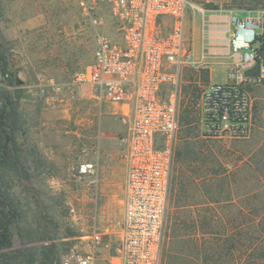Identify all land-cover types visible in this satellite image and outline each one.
Listing matches in <instances>:
<instances>
[{
	"label": "rangeland",
	"instance_id": "obj_1",
	"mask_svg": "<svg viewBox=\"0 0 264 264\" xmlns=\"http://www.w3.org/2000/svg\"><path fill=\"white\" fill-rule=\"evenodd\" d=\"M190 1L193 6L188 9L189 18L193 15V10L215 13L243 11L252 15L250 19L259 21L260 30L257 33L264 37V0ZM20 17H25V20H37V25L27 30V41L20 36L19 29L15 28V23ZM83 20L77 0H0V46L7 56L9 71L8 78L4 80L1 77L0 88L13 95L17 89H22L24 95L31 94V98L27 100L14 99L22 128L19 140L27 150L26 156L28 155L31 163L29 164L32 166L29 170L31 179L26 180L24 175L17 178L14 173L7 171L6 182L11 194L27 209L29 218L35 213L34 194L37 190L40 203L47 207L55 221L51 226L57 228L60 235L57 244L65 254L72 250L82 251V243L88 240L83 239L84 235H92V230H82L83 218L79 202L73 197V191L75 195L76 192L84 191L89 182H69L67 186L54 185L56 189H52L48 182L50 173L57 172L66 177L69 170L73 173L79 171L80 165L91 157L88 153L98 148L100 138L105 136L112 155L109 172L111 184L107 185L106 191L100 190L97 202L100 207L106 204H111V207H108L109 211L106 210L104 216L99 212L93 215L98 225L101 221L102 232H105L103 227L106 224L105 219L109 216L113 223H122L126 198L127 167L120 158L124 147L123 124L115 115L116 106L105 102L93 87L73 83L74 74L87 68L94 60L95 34L90 27L84 26ZM255 45L259 49L261 43ZM188 70L198 71L200 68L191 64L183 71L179 123L182 108L187 100L185 90L190 84ZM223 79L222 76L213 77V81L217 82ZM197 86L201 88L200 96L191 105L196 113L201 112L199 102L204 88L207 87L201 82ZM248 90L250 116L247 125L251 128L248 138L206 137L200 116L196 117L188 129L192 136L190 142L196 146L200 156L201 174L212 180L209 183L212 186H217L223 179L227 185L225 191L213 189V193L206 197L203 191L206 181L196 180L193 185L191 170L194 166L192 167L189 159L185 162L183 212L192 215L197 221L196 226L200 228L198 216L201 211L211 209L213 222L210 232L213 234L202 235L190 229L188 216H183L184 255L178 264H205L202 257L192 251V243H203L204 239L216 243L220 238L232 241L236 236H243L242 240L247 248L257 244L264 248V83L250 86ZM182 130L180 123L173 174L178 161V150L182 144ZM56 131L61 132L58 134ZM52 144L59 146L60 151L64 152V161L57 170L53 169V163L49 159L42 158L40 154L41 146ZM72 156L75 161L70 163L73 161ZM102 165L103 161L100 163L101 167ZM68 166L70 168H67ZM75 176L77 177L78 173ZM99 177L101 185V171ZM112 195H115V198ZM171 201L172 196L167 214V236ZM33 228L36 229L35 226ZM74 235H77L78 239H70ZM63 238L68 240L64 241ZM19 242V239H16L13 250L19 248ZM222 264L252 262L249 263L246 258L241 257L237 263L228 259ZM253 264H264V259H256Z\"/></svg>",
	"mask_w": 264,
	"mask_h": 264
},
{
	"label": "built area",
	"instance_id": "obj_2",
	"mask_svg": "<svg viewBox=\"0 0 264 264\" xmlns=\"http://www.w3.org/2000/svg\"><path fill=\"white\" fill-rule=\"evenodd\" d=\"M95 34L94 60L73 76V83L93 87L101 98L120 107L125 127L120 158L126 164L125 218L122 240L115 246V264H162L171 177L179 131L180 85L190 65L186 17L190 0H77ZM232 45L244 52L225 84L204 88L199 107L209 138L245 139L251 134L250 86L264 83L247 71L260 58L255 43L260 23L235 19ZM109 30V32H106ZM98 166L81 164L76 180L98 178ZM94 250H72L61 264H98L103 234H92Z\"/></svg>",
	"mask_w": 264,
	"mask_h": 264
},
{
	"label": "trees",
	"instance_id": "obj_3",
	"mask_svg": "<svg viewBox=\"0 0 264 264\" xmlns=\"http://www.w3.org/2000/svg\"><path fill=\"white\" fill-rule=\"evenodd\" d=\"M259 42L261 43L258 49L260 58L254 68L247 71V74L252 76L259 74L260 64L264 63V37L259 35L255 44ZM8 76L7 56L0 46V79L3 77L5 80ZM187 76L190 84L185 90L187 100L180 117L184 134L182 132L178 161L171 177L172 201L168 224L169 231L167 236L166 227L167 242L165 239L162 264H178L183 259V244L185 243L183 216H188L190 229L198 231L202 235L213 234L210 232L213 222L211 209L201 211L198 216L200 228L196 226L197 221L192 215L183 212L185 184L183 166L187 159H189L192 167L194 166L191 170L193 185L196 180L203 179L206 181L203 190L205 196L207 195L206 197L213 193V189L220 192L225 191L227 185L223 179L217 186H212L209 184L212 180L201 174L200 156L196 146L190 142L192 136L188 132L196 117H202L201 112L196 113L192 110L191 105L200 96L201 88L197 86L199 82L209 86V70H188ZM14 99L13 94L0 88V264H61V258L65 253L59 249L58 242H55L60 239V235L57 233V228L54 225L51 226L55 221L47 211V207L40 203L36 194L37 190L34 194L35 213H32L33 216L29 218L27 209L11 194L8 182H6L5 173L7 171L14 173L17 178H22L24 175L26 180L31 179L29 170L32 166L28 160V155L26 156L27 150L22 147L19 140V133L22 128ZM214 175L217 176L218 173H214ZM34 226L36 229L33 228ZM16 239H19L20 246L13 250ZM222 239H217L216 243L214 241L210 243L206 239L203 243L195 244L194 242L192 243V251L194 250L198 257H202L205 264H222L228 259L237 263L241 257L253 264L256 259L258 261L264 259V248L259 247L260 244L249 245L247 248L248 246L246 247L242 240L243 236H236L232 241L228 238Z\"/></svg>",
	"mask_w": 264,
	"mask_h": 264
},
{
	"label": "crops",
	"instance_id": "obj_4",
	"mask_svg": "<svg viewBox=\"0 0 264 264\" xmlns=\"http://www.w3.org/2000/svg\"><path fill=\"white\" fill-rule=\"evenodd\" d=\"M192 8V7H191ZM193 15L189 18V14H187L188 20H186V40H187V47L192 50V57H191V64L200 69H207L209 70V85L215 84H225L228 81V74L230 70L236 63H239L242 60L244 52H235L232 41L234 39L235 33L237 31V27L235 24V19L246 20L252 18L250 13L246 12H226V13H215V12H196L193 10ZM186 17V19H187ZM27 18V17H26ZM85 23L84 26H88V23L83 20ZM15 28L19 29L20 36L23 37L25 41L28 39L27 30L30 29L32 26L37 25V20H25L24 18H19V21L15 23ZM11 25V24H10ZM22 29V31H20ZM22 39V40H23ZM258 48L257 45L254 46ZM27 48L25 47V51ZM93 59H94V52H93ZM190 64V65H191ZM187 65L186 67H190ZM183 68V71L186 69ZM183 76V74H182ZM215 76H222L224 79L221 81H213V77ZM120 107L116 106L115 115L119 117L118 113L120 111ZM59 130V129H58ZM121 131V128L120 130ZM60 134L61 131H56ZM122 135L125 136V127L123 126ZM123 136V138H124ZM122 138V139H123ZM99 147L95 148V150L90 151L86 163H94L98 166V178L94 181L89 182L87 185V189H84L82 192L73 191V197L78 201V206L80 213L82 214L83 224L81 225L82 230L89 231L92 230V234L95 232H100L103 234V242L101 246H98L96 250L100 252V260L98 264H115L117 263V259L114 258L115 256V246L122 240L123 237V227H124V218H125V204H124V217L122 223H113L110 219V216L105 219V226L103 227L105 232L101 231V221H99V225L96 222V219H93V215H97V212L104 216L106 214V210L108 207H111V204H106L100 207L98 204V193L100 190L106 191L107 185L111 184L109 181V172L111 169L110 161H112L111 155V147H108L107 140L105 136L103 139L100 138ZM41 146L40 154L42 158L49 159L51 163H53V169L57 170L62 166L64 161L63 153L60 151L59 146ZM124 148V147H123ZM72 153V151H70ZM122 152V150H121ZM120 152V155H121ZM69 153V150L66 152ZM74 156H76L74 154ZM73 160L70 163L75 161V157H71ZM96 160V161H94ZM102 167L100 163H102ZM97 162V163H96ZM67 168H70L68 166ZM100 171L102 173V184H100ZM73 173L72 170H69L66 177H62L57 172L50 173L48 177L49 184L52 185V189L54 185H66L69 182H77L76 174ZM65 176V174H64ZM54 186V187H53ZM67 186V185H66ZM101 186V187H100ZM108 189V187H107ZM113 193V191H111ZM115 194V193H114ZM112 197L115 198V195ZM109 211V210H108ZM96 213V214H95ZM103 218V217H102ZM101 218V220H102ZM90 236H85L83 239H88L86 242L82 243V253H90L94 250V247L91 244ZM77 237V238H76ZM70 239H78L77 235L72 236ZM64 241L68 240L63 238ZM57 242V241H55ZM77 246H75L76 248Z\"/></svg>",
	"mask_w": 264,
	"mask_h": 264
},
{
	"label": "water",
	"instance_id": "obj_5",
	"mask_svg": "<svg viewBox=\"0 0 264 264\" xmlns=\"http://www.w3.org/2000/svg\"><path fill=\"white\" fill-rule=\"evenodd\" d=\"M14 96L16 100H20L21 98L27 100L31 98V94L24 95V91L22 89H17L14 91Z\"/></svg>",
	"mask_w": 264,
	"mask_h": 264
}]
</instances>
